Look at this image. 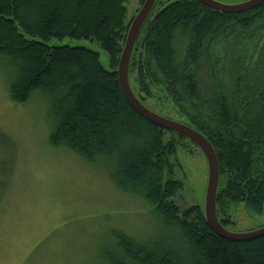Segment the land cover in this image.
Returning <instances> with one entry per match:
<instances>
[{"label":"trees","instance_id":"trees-1","mask_svg":"<svg viewBox=\"0 0 264 264\" xmlns=\"http://www.w3.org/2000/svg\"><path fill=\"white\" fill-rule=\"evenodd\" d=\"M126 2L0 0V64L10 100L23 105L40 96L53 122L50 144L108 164L116 188L152 208L158 236L141 242L114 232L106 264H264V237L230 241L208 227L201 206L175 204L185 187L174 178L175 137L186 139L140 116L116 73L131 24ZM153 12L131 65L142 39L140 66L154 70L181 115L175 121L201 132L216 152L217 217L232 231L224 218L234 205L264 216V6L230 15L197 0H159ZM66 39L96 44L109 68L86 47L51 45Z\"/></svg>","mask_w":264,"mask_h":264},{"label":"rangeland","instance_id":"rangeland-1","mask_svg":"<svg viewBox=\"0 0 264 264\" xmlns=\"http://www.w3.org/2000/svg\"><path fill=\"white\" fill-rule=\"evenodd\" d=\"M216 1L233 5L248 0ZM142 6L141 0H127L126 24ZM51 45L86 47L99 53L102 65L109 68L107 54L96 44L66 39ZM146 53L141 39L130 67L131 86L150 110L177 120L181 115L154 79V70L149 73L147 63L140 66ZM8 82L0 64V264H106L114 232L141 242L158 236L161 228L152 208L118 190L108 164H91L68 149L53 147L47 102L35 96L26 104H14ZM175 141L179 167L174 178L185 187L174 202L181 209L203 208L206 158L191 142L178 137ZM224 219L237 233L264 227V216L243 204L234 205Z\"/></svg>","mask_w":264,"mask_h":264},{"label":"water","instance_id":"water-1","mask_svg":"<svg viewBox=\"0 0 264 264\" xmlns=\"http://www.w3.org/2000/svg\"><path fill=\"white\" fill-rule=\"evenodd\" d=\"M159 0H146L135 18L132 20L125 47L116 71L118 81L129 105L147 121L159 128L177 134L194 144L205 156L208 166V179L205 189L203 206L204 219L208 227L218 236L234 242H249L264 237V227L245 233L232 232L225 229L216 212L217 193L219 186V162L216 152L209 140L193 127L161 116L146 107L134 92L130 83V65L139 36L150 18ZM206 7L222 14L240 15L264 6V0H248L239 4H224L216 0H197ZM106 68V67H105Z\"/></svg>","mask_w":264,"mask_h":264}]
</instances>
